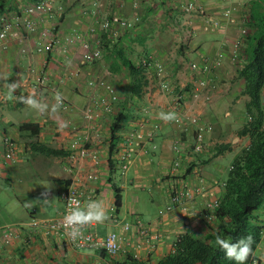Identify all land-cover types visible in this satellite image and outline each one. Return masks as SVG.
Wrapping results in <instances>:
<instances>
[{
    "label": "crops",
    "instance_id": "obj_1",
    "mask_svg": "<svg viewBox=\"0 0 264 264\" xmlns=\"http://www.w3.org/2000/svg\"><path fill=\"white\" fill-rule=\"evenodd\" d=\"M3 1L6 6L0 18L10 23L11 29L0 42V180L13 182L16 175L22 186L20 193L13 195L19 203L14 207L16 220L0 222V264H125L127 256L153 264L172 251L179 234L204 236L210 225L216 227L212 215L206 219V204L221 195L233 160L248 143L247 137L236 135L245 120L244 110L236 121L230 115L234 103L242 101L244 106L246 100L239 95L243 80L237 76L246 47V38H240L239 33L244 25H249L244 17L255 0H52L51 17L31 15L37 25L33 32L22 22L24 7L31 0ZM190 1L196 9L184 10L182 5ZM58 6L62 9L57 10ZM226 9L228 15H224ZM113 14L134 21V25L118 36L102 33L101 58L82 62V45L76 35L89 39V29L94 27L99 32L100 22ZM44 29H48L47 37L41 36ZM48 38L66 44L67 51L61 52L56 45L51 52L38 53L36 43ZM237 40L241 42L234 58L232 45ZM120 49L138 64L147 56L157 59L163 63L168 79L186 86L188 95L179 110L183 115L181 122L161 118V113H168L170 96L161 91L153 69L145 70L147 84L141 94L125 102L130 97V79L116 55ZM218 57L220 65L209 73L189 69L192 62L207 59L211 64ZM38 73L46 76L43 83H35ZM202 78L208 84L194 98L190 89ZM98 82L112 85L117 99L111 101L108 91ZM13 83L18 87L10 94L9 85ZM58 93L60 100L69 104L66 110L54 108ZM21 97L34 98L47 109L41 113L23 103ZM101 99L109 101L111 111H102L94 123L87 122L84 108L93 101L99 105ZM144 105L149 107L145 124L141 111ZM120 109L124 119L120 129L111 135L110 126ZM194 115L211 127L200 153L190 150L195 126L188 117ZM133 131L141 133L143 139L139 145L136 141L130 143L129 166L122 171L112 160L116 144L118 140L125 143ZM6 136L16 143L11 161L4 159ZM76 136H86L87 145L97 148L98 163L69 150L67 145ZM174 140L182 143L178 154L172 148ZM33 143L64 152L59 156L45 155L34 151ZM220 144L228 148L217 154ZM227 156L231 157L225 166L223 160ZM175 157L187 168L178 178L171 174ZM89 173L93 178L87 177ZM69 183L79 187L85 203L91 195L92 201L103 209L105 218L89 221L85 230L99 235L115 230L122 233V251L118 254L75 248L57 233H46L42 227L30 225L31 219L49 220L61 213L60 192ZM184 184L200 187L201 194L188 203L187 212L175 206L160 215L159 209L168 203L174 188ZM114 187L121 196L119 207L114 203ZM257 213L264 222V206ZM136 216L148 226L150 234L146 241L140 240L139 246L136 244L140 238L133 226L122 231V225ZM7 228L16 231L10 243L3 240ZM254 254L257 264H264V227Z\"/></svg>",
    "mask_w": 264,
    "mask_h": 264
},
{
    "label": "built area",
    "instance_id": "obj_2",
    "mask_svg": "<svg viewBox=\"0 0 264 264\" xmlns=\"http://www.w3.org/2000/svg\"><path fill=\"white\" fill-rule=\"evenodd\" d=\"M183 9L186 11L196 9L194 2L190 1L185 3ZM62 6H58L57 10H61ZM54 12V5L52 0H36L34 2L29 3L24 7V17L22 19L24 27L29 31L33 32L36 30L37 25L31 15L34 14H44L48 17H51ZM229 14V9L224 11V15ZM244 20L246 18L244 17ZM1 27H0V42L5 40L8 32L11 29V24L6 19H1ZM134 25V21L128 20L122 17L119 14H113L110 17L104 18L99 24V32L95 31L94 27H91L90 34L91 37L86 39L84 36L78 34L76 38L79 39L82 45V62L90 63L95 60H98L102 56L101 50V34L110 33L113 36H118L122 30L130 29ZM48 30V29H47ZM46 29L41 31L42 37H47L48 31ZM101 30V32H100ZM248 33V27L244 25L240 29L239 36L243 38ZM71 41V38L68 39ZM240 40H237L232 45V57L236 58L238 56V51L240 47ZM58 45L61 52L67 51L66 44H60V42L56 41V39L48 38L44 41H39L35 45V50L38 53H48L54 49V47ZM220 58H215L211 64H209L207 59H204L201 63L192 62L189 64V69L192 72L196 70H201L209 73L211 68L217 67L220 65ZM141 65L147 69H153L155 76L159 78V87L163 93L170 96V101L168 105V113L173 114L174 118L172 119L174 122H181L183 115L179 112L180 107L186 96L188 95L185 90V85H181L179 83H175L167 78L165 73V68L163 63L158 61L151 56L145 57L141 61ZM46 76L42 73L36 74L34 81L36 84L43 83L46 80ZM93 81H91L92 83ZM99 85L104 86L105 89L109 93V98L111 101H115L117 99V95L110 84H104L103 82H98ZM97 83V84H98ZM208 80L206 78L198 79L193 87H191L189 94H192L194 98H197L203 89L207 86ZM110 101V102H111ZM58 105L60 108L66 110L69 108V104L63 100L58 101ZM112 106L109 101H105V99H101L99 105L95 104V101L92 104L87 105L83 110V118L89 122L94 123L95 119L99 118L102 114V111H111ZM141 111L143 112V120L142 123H146V117L149 112V107L144 105L141 107ZM188 120L191 125L195 126L194 140L190 147L191 152L200 153L204 148V137L205 134L211 129L210 125L201 123L197 115L188 117ZM129 134V133H128ZM130 136L125 138L124 141H119L116 144L115 157L112 159L115 163H118L122 171H126L129 166V157L132 153V145L130 144L132 141H136V144L139 145L143 136L141 133L137 131H133L129 134ZM133 139H131V138ZM3 143L6 148L4 159L6 161H11L15 158V149L16 143L10 137H4ZM67 147L70 151H76L80 157H86L91 159L94 164L98 163L100 160V155L95 147H90L87 145V137L86 136H76L72 138ZM173 151L178 154L182 151V143L179 140H174L172 145ZM186 166L182 163L179 157H175L171 163V174L173 177L178 178L182 177L186 173ZM88 178H93V174L89 173L87 175ZM223 185V183H222ZM198 194H201V188L197 186H191L188 184H184L181 186H176L169 197L168 203L162 208L159 209V214L162 215L165 212H170L175 206H178L180 210L184 213L188 211V203L194 199V197ZM60 197L63 201V210L60 214L49 220H38L31 219L30 225L42 227L46 233H57L61 238H63L69 245L75 248H90V249H103L110 255H116L120 251H122V241L123 235L119 231H111L105 235H99L95 233L93 230H85V227L88 225V222L80 224V223H72L69 224L66 220V217L72 213L73 210L80 209L83 210V207L89 206L92 203V196L88 197L87 202L85 203L83 200V193L79 189V187L74 183H69L64 185L60 192ZM217 198L212 199L206 204V208L209 211L206 219L211 218L212 212L214 208L217 206ZM133 226L135 228L137 236L140 238L137 241V246L141 244L140 240L146 241L150 234L148 226L138 217H134L132 222H125L122 225V231H128L130 227ZM75 232V235L72 233ZM16 231L10 228H7L3 232V240L5 243H10ZM156 238L158 236H155ZM1 247V245H0ZM251 264H257V260L253 259Z\"/></svg>",
    "mask_w": 264,
    "mask_h": 264
},
{
    "label": "trees",
    "instance_id": "obj_3",
    "mask_svg": "<svg viewBox=\"0 0 264 264\" xmlns=\"http://www.w3.org/2000/svg\"><path fill=\"white\" fill-rule=\"evenodd\" d=\"M34 1L36 0H31ZM5 6V2L0 0V13ZM245 18L249 23L248 33L244 36L245 59L237 69L238 78L243 80L239 95L246 98L243 106L245 120L236 130V135L247 137V146L233 160L223 181L222 193L217 198V206L212 212L216 227L210 225L204 236L188 232L179 234L173 243L172 251L153 264H234L216 245L215 236L218 232L233 242L243 236H251L252 253L246 264H251L252 260L256 259L254 253L264 227V222L257 213L264 206V0L251 3ZM1 24L0 18V27ZM116 55L130 79V97L125 98V102H128L127 99L140 95L147 84L145 68L131 60L121 49ZM123 119L124 115L120 109L110 126L111 135L120 129ZM227 148L228 145L220 144L216 147V153L219 154ZM32 149L54 156L64 152L37 143H33ZM114 194L115 206L119 207L121 196L116 187ZM98 250L100 254L105 252L103 249ZM124 263L146 264L131 256H127Z\"/></svg>",
    "mask_w": 264,
    "mask_h": 264
},
{
    "label": "clouds",
    "instance_id": "obj_4",
    "mask_svg": "<svg viewBox=\"0 0 264 264\" xmlns=\"http://www.w3.org/2000/svg\"><path fill=\"white\" fill-rule=\"evenodd\" d=\"M17 87L18 84L16 83L9 85L10 94L14 93ZM56 98L58 101L61 99L59 93L57 94ZM20 100L23 103H26L37 109L41 113H43L47 109V105L40 104L34 98L21 97ZM58 106L59 105H56L54 106V108ZM160 116L164 120H170L174 118L173 114L171 113H161ZM104 218L105 216L103 209L98 203L92 202L89 204L87 211L80 209L73 210L72 213L66 217V220L69 224H83L91 220L102 221ZM72 234L75 235V232H73ZM215 243L219 247V250L224 253L225 257L233 261L234 264H246L250 254L252 253L251 236H243L233 242L230 238L226 239L218 232L215 236Z\"/></svg>",
    "mask_w": 264,
    "mask_h": 264
},
{
    "label": "rangeland",
    "instance_id": "obj_5",
    "mask_svg": "<svg viewBox=\"0 0 264 264\" xmlns=\"http://www.w3.org/2000/svg\"><path fill=\"white\" fill-rule=\"evenodd\" d=\"M243 110L244 107L242 101L236 104L234 103L233 107L231 108L230 119L236 121L239 117L242 118ZM230 157L231 156H227L226 159L223 160L225 166L228 165ZM18 165L19 164H17V166ZM225 175L226 173H223V177ZM16 179V175H14V179L12 178L13 182L0 180V222H11L16 220L14 207L19 203L16 199H14L13 195L20 193L22 186V184H19ZM21 199L23 200L24 198Z\"/></svg>",
    "mask_w": 264,
    "mask_h": 264
}]
</instances>
